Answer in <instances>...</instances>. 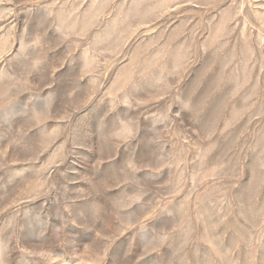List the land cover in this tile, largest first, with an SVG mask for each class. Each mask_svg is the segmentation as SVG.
I'll use <instances>...</instances> for the list:
<instances>
[{
    "label": "rangeland",
    "instance_id": "1",
    "mask_svg": "<svg viewBox=\"0 0 264 264\" xmlns=\"http://www.w3.org/2000/svg\"><path fill=\"white\" fill-rule=\"evenodd\" d=\"M0 264H264V0H0Z\"/></svg>",
    "mask_w": 264,
    "mask_h": 264
}]
</instances>
